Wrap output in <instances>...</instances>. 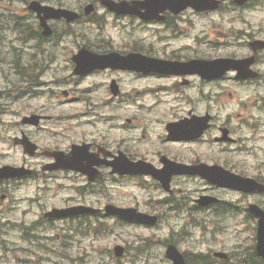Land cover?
I'll return each instance as SVG.
<instances>
[{
    "label": "rangeland",
    "instance_id": "1",
    "mask_svg": "<svg viewBox=\"0 0 264 264\" xmlns=\"http://www.w3.org/2000/svg\"><path fill=\"white\" fill-rule=\"evenodd\" d=\"M76 0H69V6H75ZM13 9L16 12L22 13L24 8V3H21L20 0H15L13 4ZM4 9V12L1 11ZM8 11H12L6 3L0 2V57H4L7 63L0 64L1 70L6 73L0 74V90L4 92V88L9 87V82L11 79L16 80V75L14 71H11L10 62L15 60L13 52L18 50L20 47L24 45H32L35 42H30L29 44H22L18 35L12 34L13 23H10V14ZM97 17H104L106 20L105 25L100 28L93 22L83 23L74 25L73 29L77 31L78 34L83 33L84 30L87 39L79 36L78 39L82 41H90L93 45L96 43H102L97 41L98 35L106 34L110 38V48L126 50L131 48L132 46L137 45L136 40H140L141 37H145L144 42H137L138 47L143 49L151 50L152 52L160 51L164 52L165 49V33H217L218 29H221L223 21L220 22L221 26L213 25V22H217L216 19L212 17H198L194 15L192 12H188L184 15L182 21L179 22V31L174 32L172 30H165V26L162 24H151V25H143L138 20H131L129 18H116L113 14L109 13L105 8L99 7L97 10ZM251 22V26L246 23H242L244 29H252L257 30L259 27H264V14H261L259 11H255L252 13L249 18ZM60 27L63 23L58 24ZM4 29V32L2 31ZM228 32V27L224 28V32ZM70 43V41H64L60 46H64L65 43ZM50 47V45H48ZM74 49V48H73ZM50 50H54L53 60L51 61L49 58V54H47V62L54 63H62L63 65L67 62L65 59L66 52L59 48L51 47ZM223 50L218 49V54H222ZM25 54H19V58L24 59ZM67 72L66 69H56L52 70V72L61 73ZM6 75L8 76V81L6 80ZM64 86H61L63 89ZM0 93V106L4 111H0V119L4 121V124L0 126V166L4 164H13L18 165L21 164L24 159H26V155H24L22 149L17 146L13 142V137L19 135L21 130L20 127L15 125L14 123L20 120L19 115L12 113L11 105L19 110L22 109H31L36 107L41 103L42 99L33 98L31 96L25 95V91L10 93L9 99L8 96ZM14 100V102H12ZM137 101H143L141 98H138ZM152 101L147 102H137V109L142 110L146 108L147 104H153ZM58 104V115L64 111L70 115L73 111V106H68L62 102L61 97L57 98ZM127 103L121 104V110L127 109ZM143 105V107H140ZM136 111V110H133ZM138 111V110H137ZM157 115L162 116L165 112V105H161L156 109ZM68 119L67 117L61 118L60 121H64ZM72 125V122L61 123L59 127H54L53 130H57V132H61L64 136L67 134V129ZM96 126L98 124L96 123ZM103 126V125H102ZM101 126V127H102ZM99 127V126H98ZM29 131V129H28ZM155 137V136H154ZM53 138V137H52ZM54 138H62L55 136ZM152 148V146H140L139 153H144L148 149ZM33 162L34 159H29ZM239 161H245L238 159ZM246 169H252L255 166L244 165ZM69 183L66 176H64L63 180H59L60 182ZM197 185V184H196ZM195 183L185 181L183 184V188L186 189L185 194H189L190 190L195 189ZM36 183L28 181L26 183H21L17 185H13L11 190L15 191L16 196L28 197V201L21 202L19 204L18 209L19 215H24L26 212H29L31 209L35 212H38L41 205L34 204L35 199H40L42 205L48 206H65L67 205L68 199H78L75 196V193L69 189H58L53 193L49 194L48 199L44 200L42 192L38 191L36 188ZM164 194L158 190L157 188H153L151 190H146L137 183L136 180L130 179H122L120 183L117 185L115 191L104 194V197L99 194H93L88 196V202H97L98 200H110L121 206H134V205H142L143 208H152L151 201L161 199ZM260 200L264 204V196L259 197ZM31 220L36 219L35 215H31ZM177 223H182L181 221H176ZM62 222L57 223L58 226L64 227L61 225ZM109 229L108 232L102 234L100 237H96L93 234H88L86 236H75L73 239L68 241L65 249L69 252V259L62 258L57 253H54V249H59L61 244L59 242L53 243L51 237L55 234L53 230H43L40 228L37 234L36 239L33 240H22L21 232L18 228H14V230L10 231V227L0 228V255L2 253L8 254V256L19 255L21 257L20 263L17 261H12L8 263L5 258L4 261H1L0 264H168L165 260L164 256V247L161 245L153 244L150 248L149 256H141L140 254H135L134 250L137 249V246L142 243L141 237L152 236L153 240L158 243V237H167V234H171V230L167 227V225H160L156 228H145L141 226L135 225H122L121 228L114 229L113 221L108 222ZM23 233H24V229ZM33 232L35 229H32ZM194 234L187 236L188 239L186 241L180 240L181 248L185 250H195V251H207L208 246L215 245L216 243L221 246H235L237 243H242L243 247L245 245H250L251 237L253 238V230H239V231H224L220 235L217 236V239H212L209 233L205 237H203V233L197 229H194ZM208 230H206L207 232ZM60 234V228L56 231ZM241 234H240V233ZM154 235H157L154 237ZM13 241L12 244L5 245L4 248H8L7 251H3L2 242ZM130 243L134 248L132 251H129L128 255L121 259L120 262L115 261L110 254H108L109 249H113L116 243L126 245ZM43 244L48 245L49 249H52L53 252L46 250ZM207 249V250H206ZM138 250V249H137ZM83 257V259H79L78 262L73 263L71 259H78V257ZM12 256V260H13Z\"/></svg>",
    "mask_w": 264,
    "mask_h": 264
},
{
    "label": "flooded vegetation",
    "instance_id": "2",
    "mask_svg": "<svg viewBox=\"0 0 264 264\" xmlns=\"http://www.w3.org/2000/svg\"><path fill=\"white\" fill-rule=\"evenodd\" d=\"M223 5L221 8L227 6V9L231 6L237 7V8H245L249 7L252 1L245 3L244 5L240 6L237 5L234 1L235 0H222ZM232 17H234V11L232 9ZM249 12V11H247ZM249 14V13H248ZM235 18V17H234ZM232 18L231 25L234 26L236 23V20ZM250 16L246 15L244 19H240L242 23H246L249 26H251V22L249 20ZM233 29L231 30V32ZM170 35L168 38L172 39H180L183 38L184 33H167ZM196 33L193 37L199 36ZM215 35H220L221 37L226 39V43L228 46V49L230 50L226 57H232L237 59H248L251 57H254V62L252 64H245L244 67H249L259 73L257 77L254 78H237V72L236 71H230L227 72L222 78L220 79H203L199 74H196L193 71H187L184 73H165V75L162 74H150L146 75L143 73H135L134 76L136 79H143V80H154L156 84L158 82H161V85L163 86L161 89H163L165 92V95L163 98H157L165 105V117H171V120L169 122H178L182 120H190L193 118H201V117H209L210 120L208 122V128L205 130L204 134L200 138L191 139L188 141L185 140H179V141H169L167 139V136H165V152H155L152 154V158L155 159L154 162L156 164H159L161 155L165 154V156H168L169 158L178 161L183 162L187 164H198V163H207V164H218L221 163L225 165L224 158H227L232 152V144L234 141H230L229 147H222L218 148V143L225 144L226 140L221 141L220 138L223 137V132L228 131L229 138H233V134L237 136L236 134V127L234 126V120H233V113L230 111V113L221 112L218 107V101L219 99H224L225 96L228 94L231 98L230 101L233 99L238 102H244L247 101L251 102L252 100L259 101L262 106L259 108L260 111H264V48L254 50L250 45L251 42L255 40H261L264 41V27H259L256 31L252 29L243 28L242 30L237 31L236 33H215ZM216 37V36H215ZM199 39L197 38L195 40V43H198ZM214 41L210 40V43ZM186 45H180V46H165V60L168 61H186L193 58H216V56L213 57H202L201 55V48L198 45H194L193 47H187ZM1 63H3V59L0 60ZM124 73L120 70H112L107 69L104 70V72H99V74L106 75L104 81H102L101 87H103L104 92L110 93L111 100L113 101H121V98L124 95H132L133 93L139 94L142 91L138 89L137 86L129 88V89H123L121 86V79L120 75ZM75 77H72V79L69 80V83H72L75 81ZM112 80H117L119 84V95L113 96L111 92V86L110 83ZM56 81V80H54ZM229 82L228 89H222L218 90V85H221V82ZM156 88V86H155ZM154 87L149 88L147 90L144 89V91H147L148 94L152 93L155 90ZM242 88H249V91L253 92V96H242L241 91ZM78 90L75 88H69L66 89V91H63V94L66 96L67 99H81L78 95ZM50 94H53V91H50ZM220 106H223L221 104ZM240 110H245L242 108ZM51 110L42 109L39 110L35 114L40 115L41 121L37 128V130L40 131V137L38 140V146H39V152L37 154L36 159H40L39 161H36L35 163V172L32 176H34V180L37 183H45V186H48L49 189H51V186L49 185L51 181L55 178L57 173H75L76 176L83 177L86 180V183L81 187L83 191H86L89 189L90 184L88 183L87 177L85 175L79 173V172H73V171H66V170H60V171H44L42 168L45 165L51 164L54 162V159L50 156L43 155V153L46 150H57L60 149L58 147H49L44 146L43 143L47 142L42 137L44 132V129H48L52 125V118L53 115L51 114ZM221 114V115H220ZM237 117L240 116V114H236ZM131 122V121H130ZM198 124H200L198 122ZM254 130L258 128L257 125H254L252 127ZM164 129H165V122H164ZM222 136L220 137V135ZM70 136V142L73 144L74 142L77 143H86L89 142L92 146L90 148V151L93 153H98V145L103 146L107 149H110L113 153L109 156L110 159L114 157V153L116 151L121 150V145H119L117 148L113 146L114 151L110 147V143L106 141L105 135H100L99 133H96L92 136H89L88 134L84 132H75L74 129H70L69 131ZM226 136V137H228ZM248 139H251L250 136H248ZM242 140V137L237 138V141ZM205 142L203 146L205 148H210L207 150V152H199V151H193L190 148H185L181 152L177 153L175 146L178 144L183 143H201ZM234 142V143H235ZM63 150V149H60ZM68 151V150H66ZM218 154L220 156H224L223 159H218ZM139 157L147 158L146 155L138 154ZM99 159H102L103 154L102 152H99L97 155ZM227 166V165H225ZM106 168H101V178L103 171ZM115 177V176H114ZM259 178V177H258ZM29 178L16 180L18 182H25ZM260 179V178H259ZM262 180V179H260ZM214 190L217 189V187H213ZM226 193H238L233 190H223ZM5 194V199L0 200V221L2 216L11 215V213L15 212L17 209V201L19 199L14 198L13 194L5 191L3 189H0V195ZM203 194V193H201ZM199 194V195H201ZM213 194V193H209ZM239 194V193H238ZM218 197L219 201L214 206L209 207H202L198 209H202L205 211V213H208L209 215L205 214V216L202 217L204 220L203 227L205 228H214V229H223L228 230L231 228H240L247 224L248 220V213H247V207L244 206V202H240L241 204H238L236 206V209L234 208V200L233 199H225L222 197L218 192L214 194ZM236 212V213H235ZM236 214V216H235ZM42 217H38L36 224L42 225V224H50L48 220L45 218V211L41 213ZM4 223L13 224L15 221L13 219H7L5 218ZM18 224V223H17ZM18 225H22V223H19Z\"/></svg>",
    "mask_w": 264,
    "mask_h": 264
},
{
    "label": "water",
    "instance_id": "3",
    "mask_svg": "<svg viewBox=\"0 0 264 264\" xmlns=\"http://www.w3.org/2000/svg\"><path fill=\"white\" fill-rule=\"evenodd\" d=\"M197 0H150L147 2L144 7L147 8V12L144 15L145 18H155L158 14V10H165V5L171 3L173 6V11L178 12L185 8L188 4H195ZM137 6H135L132 10L136 11ZM91 10V8H88V11ZM120 168V165H118V169ZM3 172V169L0 170V173ZM4 172L7 174V169L4 170ZM258 252L264 253V228L260 230L259 235V244H258ZM117 254H121V251L119 248H117ZM168 256L174 260V264H184V258L183 256L173 247L171 246L168 250Z\"/></svg>",
    "mask_w": 264,
    "mask_h": 264
},
{
    "label": "bare ground",
    "instance_id": "4",
    "mask_svg": "<svg viewBox=\"0 0 264 264\" xmlns=\"http://www.w3.org/2000/svg\"><path fill=\"white\" fill-rule=\"evenodd\" d=\"M163 93H166V92H163ZM150 94H151V93H150ZM150 94H149V95H150ZM167 94H168V93H167ZM199 175L206 176V177L208 176L206 171L200 172ZM196 184L198 185V184H200V182H197Z\"/></svg>",
    "mask_w": 264,
    "mask_h": 264
}]
</instances>
